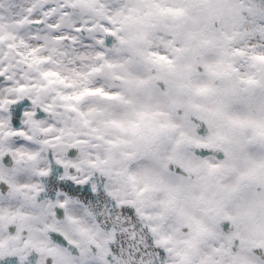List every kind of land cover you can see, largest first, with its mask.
Segmentation results:
<instances>
[{"label": "snow or ice", "instance_id": "snow-or-ice-1", "mask_svg": "<svg viewBox=\"0 0 264 264\" xmlns=\"http://www.w3.org/2000/svg\"><path fill=\"white\" fill-rule=\"evenodd\" d=\"M0 264H264V0H0Z\"/></svg>", "mask_w": 264, "mask_h": 264}]
</instances>
